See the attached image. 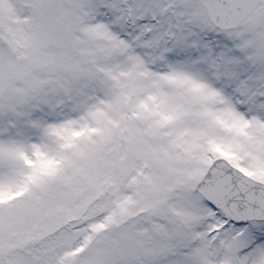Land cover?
<instances>
[{
	"label": "snow or ice",
	"instance_id": "obj_1",
	"mask_svg": "<svg viewBox=\"0 0 264 264\" xmlns=\"http://www.w3.org/2000/svg\"><path fill=\"white\" fill-rule=\"evenodd\" d=\"M0 264H264V0H0Z\"/></svg>",
	"mask_w": 264,
	"mask_h": 264
}]
</instances>
